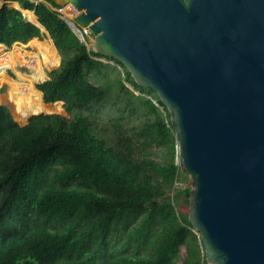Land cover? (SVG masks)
Listing matches in <instances>:
<instances>
[{
	"label": "trees",
	"instance_id": "obj_1",
	"mask_svg": "<svg viewBox=\"0 0 264 264\" xmlns=\"http://www.w3.org/2000/svg\"><path fill=\"white\" fill-rule=\"evenodd\" d=\"M14 1L34 13L31 22L48 33L60 66L23 99L18 115L0 99V264H207L177 208L181 199L188 205L190 189L169 195L182 173L169 114L156 94L136 85L119 62L88 50L54 11L55 0ZM25 18L0 8V45L42 37ZM97 58L121 68L119 106L108 120L114 145L94 128L101 116L92 109L111 95L106 79L114 69ZM61 102L70 119L45 115L60 112ZM153 148L164 150L160 160Z\"/></svg>",
	"mask_w": 264,
	"mask_h": 264
},
{
	"label": "water",
	"instance_id": "obj_2",
	"mask_svg": "<svg viewBox=\"0 0 264 264\" xmlns=\"http://www.w3.org/2000/svg\"><path fill=\"white\" fill-rule=\"evenodd\" d=\"M55 2L166 108L206 263L264 264V0Z\"/></svg>",
	"mask_w": 264,
	"mask_h": 264
},
{
	"label": "rangeland",
	"instance_id": "obj_3",
	"mask_svg": "<svg viewBox=\"0 0 264 264\" xmlns=\"http://www.w3.org/2000/svg\"><path fill=\"white\" fill-rule=\"evenodd\" d=\"M8 0H0V7L3 6V2ZM34 1V0H32ZM25 14H29L25 12ZM94 37L91 34H87L85 38V42L88 46V48L91 50V45ZM37 45L40 48L39 54L35 52L31 47V42H28L27 44H13L11 47H0V50L6 53V55L11 54L12 51L17 50L20 56L22 57V61L19 66H16L15 68H8L4 71H0V99L3 103V105L8 109L11 110L13 113L18 115L21 113L24 101L23 99L29 98V96L20 97L14 94V85L15 83L19 82L17 74L21 73L23 75H30L31 71L28 67V65H34L36 62H39L40 66L42 67L46 79L49 80L51 77L52 71H55L60 66V57L56 51V49L52 46V42L49 39V37L43 33L42 37L40 39H36ZM37 54L38 61L34 60L33 58L30 59V56ZM35 56V55H34ZM29 60V62H28ZM102 63L108 64L110 66H114V69H109L107 71V78L106 79L109 83H111V92L110 96H108L105 100H103L100 103L95 104L93 107V111L97 110L100 114L101 118L97 120L98 126L94 127L98 130L99 134L106 137L108 139V142L111 143V145H114V137L111 135L110 131V124L108 123L109 119H114L116 115L117 105L119 101H117V98L115 96L116 92L118 91L117 87V77L118 72H121V68L114 62L108 59L104 58H97ZM28 68V69H27ZM123 77V76H122ZM41 82L32 83V86H36L37 84H40ZM26 84H28L26 82ZM29 85V84H28ZM126 86L133 91L136 95H140L139 91H134L133 87L129 84H126ZM149 97V96H148ZM36 100H33V103H36ZM42 114V113H41ZM39 114V115H41ZM51 114H58L63 116L66 119L71 118V111L70 109L65 106L63 103H61V111L60 112H53ZM31 117V116H30ZM29 117V118H30ZM28 118V119H29ZM24 125V124H23ZM21 125V126H23ZM13 127H10L12 129ZM162 152L164 150H159V148H153L151 153L156 154L154 158L156 160H160L162 157ZM182 174H179L176 180V183L174 185V188L170 190L169 195L172 196L176 194L177 190H184L186 188H191V181L187 174L181 172ZM177 208L185 215L188 214V205L185 204L184 200L181 199L178 201ZM194 232V231H193ZM195 233V232H194ZM196 234V233H195ZM180 256H185V247L182 246L180 249Z\"/></svg>",
	"mask_w": 264,
	"mask_h": 264
},
{
	"label": "bare ground",
	"instance_id": "obj_4",
	"mask_svg": "<svg viewBox=\"0 0 264 264\" xmlns=\"http://www.w3.org/2000/svg\"><path fill=\"white\" fill-rule=\"evenodd\" d=\"M25 12L26 11H23L26 19H28L29 21H32L30 18V16L32 15V12H27L29 14H25ZM0 47L2 46L0 45ZM31 47L35 52L39 54L40 48L38 47L36 41L31 42ZM1 50H0V71H4L5 69H8V68H11V69L15 68L16 66H19L21 62H23L22 61L23 56L21 57L17 50L12 51L11 54H8V55H6V53H4ZM34 55L31 54L30 59L33 58L34 60L38 61L37 54H34ZM28 67L31 71V74L30 75H23L21 73L17 74L19 82L15 83L14 85V94L20 97H24V96L31 97L35 95V88L34 86H32V83L42 82L46 79V75L42 67L40 66L39 62H36L34 65L30 64L28 65ZM26 82L29 85L26 84Z\"/></svg>",
	"mask_w": 264,
	"mask_h": 264
},
{
	"label": "built area",
	"instance_id": "obj_5",
	"mask_svg": "<svg viewBox=\"0 0 264 264\" xmlns=\"http://www.w3.org/2000/svg\"><path fill=\"white\" fill-rule=\"evenodd\" d=\"M59 16H61L65 21H73L74 17L78 15V11L72 5H66L54 10ZM83 34H90V31L85 28L83 29Z\"/></svg>",
	"mask_w": 264,
	"mask_h": 264
},
{
	"label": "crops",
	"instance_id": "obj_6",
	"mask_svg": "<svg viewBox=\"0 0 264 264\" xmlns=\"http://www.w3.org/2000/svg\"><path fill=\"white\" fill-rule=\"evenodd\" d=\"M30 2H33V3H35V4H37V3H39V2H42V0L41 1H39V0H34V1H32V0H29ZM4 4L3 5H8V6H10V7H12V8H14V9H17V10H19L21 13H23V11H28V10H25V9H23V8H21V5L19 4V2H17V1H14V0H8V1H5V2H3ZM30 12H32V11H30ZM33 13V12H32ZM34 14V13H33ZM22 15H24V13L22 14ZM35 16V15H34ZM25 17V16H24ZM35 18H36V16H35ZM26 19V18H25ZM26 20H28V19H26ZM37 20V19H36ZM29 21V20H28ZM31 22V21H30ZM32 24H34V22H32ZM35 25V24H34ZM40 31H41V33L43 34V33H45L47 36H48V33L46 32V31H44V30H41L40 29ZM49 37V36H48ZM35 39H38V38H35ZM35 39H32V40H35ZM31 40V41H32ZM37 42V41H36ZM16 44H19V43H16ZM2 47H5V46H3V45H1Z\"/></svg>",
	"mask_w": 264,
	"mask_h": 264
}]
</instances>
